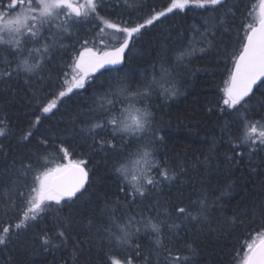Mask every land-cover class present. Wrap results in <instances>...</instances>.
<instances>
[{
  "label": "trees",
  "instance_id": "trees-1",
  "mask_svg": "<svg viewBox=\"0 0 264 264\" xmlns=\"http://www.w3.org/2000/svg\"><path fill=\"white\" fill-rule=\"evenodd\" d=\"M259 1L226 0L224 6L214 9L191 6L162 17L133 37L123 68L96 73L94 82L64 97L35 127L33 121L41 115L36 112L38 103L58 90L57 82L65 66L72 62L74 49L80 48L83 39H91L96 29L80 24L63 35L62 44L53 48L47 66L41 70L45 81L28 77L26 83V73L0 80V128L5 131L0 136V194L11 190L16 200V208L9 211L7 218L15 221L23 206L15 195V190L24 185V178L19 176L22 163L38 159L43 162L52 151L51 142H63L71 150L72 159L85 158L89 171L87 191L80 199L64 206L59 215L45 217L35 227L14 236L10 243L0 245V264H109L110 255L119 259L123 252L115 250L106 239L108 213L115 211L121 218H154L157 209L179 202L198 215L202 198L208 203L206 219L182 221L173 216L171 219L179 227L170 232L167 225L162 226L165 242L173 251L179 249L190 264H241L245 242L255 238L264 226V150L251 151L239 144L241 119L243 115L253 119L264 116V88L257 89L240 112L222 111V89L228 79L226 69L231 67L228 57L239 48V25L253 6L254 14H258ZM168 2L98 0L97 11L111 22L131 24L141 21L152 7L159 10ZM220 20L223 23H215L213 28L215 35H208L211 44L201 43L200 34ZM106 32L111 34L113 30ZM190 48L195 51L178 61L179 53ZM5 55L0 52V57ZM25 57L30 63L36 62L26 51L19 58ZM162 69L171 74L178 94L167 99L153 94L146 105L153 113L152 127L162 137L156 141V155L175 173V178L143 198L125 199L115 170L122 142L114 141L117 151H93L81 129L98 115L90 109L96 107L99 96L121 84L129 89L141 87L153 74L158 77ZM136 106L143 108L145 102ZM29 130L33 135L23 139V133ZM42 140L50 142L47 152ZM134 148L129 142L122 150ZM31 179L30 175L29 183ZM60 230L65 233L63 238L57 235ZM45 232L52 240L46 247L40 240ZM137 242L142 252L152 251L151 235L142 232ZM165 255L159 256V264H164ZM151 264H157L156 256Z\"/></svg>",
  "mask_w": 264,
  "mask_h": 264
},
{
  "label": "snow or ice",
  "instance_id": "snow-or-ice-1",
  "mask_svg": "<svg viewBox=\"0 0 264 264\" xmlns=\"http://www.w3.org/2000/svg\"><path fill=\"white\" fill-rule=\"evenodd\" d=\"M225 4L226 0H169L159 10L152 7L141 21L117 24L99 15L98 0H84L83 3L80 0H0V21L3 22L0 24V52L7 53L0 57V80L26 73V83L29 82L28 77L45 81L46 77L41 74V70L47 66L46 62L50 60L53 48L62 44L63 35L80 24H90L91 28L96 29L91 39H83L80 48L74 49L72 62L65 66L63 75L57 82L58 90L49 93L38 103L36 112L41 115L35 117L32 125L35 127L41 123L44 114L52 113L57 108L64 97L75 89H83L86 84L94 82L96 73L101 69L121 64L133 37L142 34L143 29L153 26L162 17L176 11L183 12L191 6L214 9ZM255 11L253 6L244 16L236 37L239 48L228 57L231 59V67L226 69L228 79L222 89V104L225 106L222 111L240 112L249 105L254 89L264 88V0H260L258 14H254ZM215 23L222 24L223 20L205 28L200 34L201 43L211 44L208 35H215ZM106 29L113 32L109 34ZM25 51L28 57L35 59V63H30L27 57L19 58ZM194 51V48L181 51L177 60L183 61ZM153 94L162 95L166 99L178 94L167 69H162L158 77L153 74L151 80L141 87L129 89L121 84L114 91L99 96L95 101L96 107L90 109L98 115L81 129L91 141L90 148L93 151H117L114 143L116 139L122 142V149L124 144H134V150L124 152L121 149L120 160L115 169L119 174L125 199L128 196L133 200L143 198L153 190H158L164 182H171L175 178V173L166 164H162L156 155V141L162 137L152 127L153 113L146 105ZM141 102H145V107L136 106ZM241 124L239 144L251 151L264 150V116L253 119L243 115ZM4 135V129L0 128V136ZM32 135L33 132L29 130L23 133L22 138L27 140ZM41 142L46 146L47 152L50 142ZM51 143L52 151L43 158V162L38 159L21 165L19 176L24 178V185L15 190V195L21 199L23 206L15 221L7 218L9 211L16 208L11 190L0 194V245L10 243L14 236L35 227L45 217L59 215L64 206L80 199L87 191L88 161L83 157L72 159L71 150L63 142ZM30 175L32 179L29 183L27 178ZM198 203V215H193L187 206L179 202L172 207L157 209L154 218L142 215L139 218L136 215L121 218L116 216L115 211L108 213V224L104 229L106 239L115 250L123 252L119 259L110 255L109 264H151L153 256H156L159 264V256L164 253H167L164 264H190L179 249L173 251L168 247L161 228L167 225L168 230L174 232L179 226L171 219L173 216L182 221L206 219V198ZM142 232L153 237L150 253L142 252L141 245L137 242ZM57 235L63 238L65 233L60 230ZM40 240L45 247L52 243L47 232ZM241 250L244 253L241 264H264V226L255 233V238L245 242Z\"/></svg>",
  "mask_w": 264,
  "mask_h": 264
},
{
  "label": "water",
  "instance_id": "water-1",
  "mask_svg": "<svg viewBox=\"0 0 264 264\" xmlns=\"http://www.w3.org/2000/svg\"><path fill=\"white\" fill-rule=\"evenodd\" d=\"M131 43V42H130ZM127 50V49H126ZM126 50H125V53H124V57L125 59L123 60V62L119 65H116V66H108L106 67L105 69H101L100 72H104V71H108V70H114V69H120V68H123L124 65H125V62H126ZM257 89H254V93L256 92Z\"/></svg>",
  "mask_w": 264,
  "mask_h": 264
},
{
  "label": "rangeland",
  "instance_id": "rangeland-1",
  "mask_svg": "<svg viewBox=\"0 0 264 264\" xmlns=\"http://www.w3.org/2000/svg\"><path fill=\"white\" fill-rule=\"evenodd\" d=\"M80 2L81 3H83L84 2V0H80ZM259 3H260V1H259ZM258 10H259V5H258ZM3 22L2 21H0V24H2Z\"/></svg>",
  "mask_w": 264,
  "mask_h": 264
}]
</instances>
